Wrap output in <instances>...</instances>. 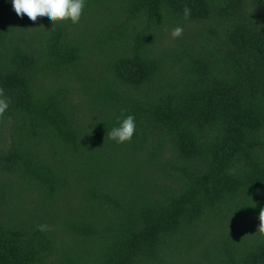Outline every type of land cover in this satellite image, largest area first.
Here are the masks:
<instances>
[{
  "label": "trees",
  "instance_id": "trees-1",
  "mask_svg": "<svg viewBox=\"0 0 264 264\" xmlns=\"http://www.w3.org/2000/svg\"><path fill=\"white\" fill-rule=\"evenodd\" d=\"M0 99V264H264V0H0Z\"/></svg>",
  "mask_w": 264,
  "mask_h": 264
},
{
  "label": "clouds",
  "instance_id": "clouds-1",
  "mask_svg": "<svg viewBox=\"0 0 264 264\" xmlns=\"http://www.w3.org/2000/svg\"><path fill=\"white\" fill-rule=\"evenodd\" d=\"M15 14L23 16L27 21L36 24L37 18H46L51 22L58 20H70L73 23L79 21L85 0H10ZM190 9L185 7V16L189 15ZM182 32L180 26L175 27L171 35L176 37ZM8 110V104L0 99V116ZM136 130V121L132 114H128L119 120V123L112 127L108 135L117 143L132 139ZM259 228L264 233V208L259 211ZM44 228L45 225H40Z\"/></svg>",
  "mask_w": 264,
  "mask_h": 264
}]
</instances>
